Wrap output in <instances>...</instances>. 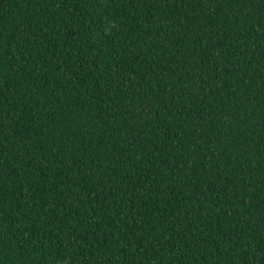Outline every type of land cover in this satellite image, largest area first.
<instances>
[{
	"label": "trees",
	"instance_id": "obj_1",
	"mask_svg": "<svg viewBox=\"0 0 264 264\" xmlns=\"http://www.w3.org/2000/svg\"><path fill=\"white\" fill-rule=\"evenodd\" d=\"M0 264H264V0H0Z\"/></svg>",
	"mask_w": 264,
	"mask_h": 264
}]
</instances>
